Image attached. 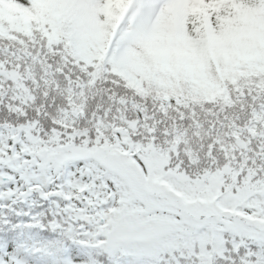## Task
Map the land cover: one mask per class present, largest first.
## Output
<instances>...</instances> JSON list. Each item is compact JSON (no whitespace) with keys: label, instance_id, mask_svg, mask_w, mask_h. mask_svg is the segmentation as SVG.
I'll return each mask as SVG.
<instances>
[{"label":"snow or ice","instance_id":"obj_1","mask_svg":"<svg viewBox=\"0 0 264 264\" xmlns=\"http://www.w3.org/2000/svg\"><path fill=\"white\" fill-rule=\"evenodd\" d=\"M0 264H264V0H0Z\"/></svg>","mask_w":264,"mask_h":264}]
</instances>
